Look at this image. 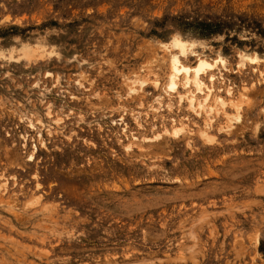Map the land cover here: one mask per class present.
<instances>
[{"label":"rangeland","instance_id":"obj_1","mask_svg":"<svg viewBox=\"0 0 264 264\" xmlns=\"http://www.w3.org/2000/svg\"><path fill=\"white\" fill-rule=\"evenodd\" d=\"M174 38L246 93L228 133ZM0 264H264V0H0Z\"/></svg>","mask_w":264,"mask_h":264},{"label":"bare ground","instance_id":"obj_2","mask_svg":"<svg viewBox=\"0 0 264 264\" xmlns=\"http://www.w3.org/2000/svg\"><path fill=\"white\" fill-rule=\"evenodd\" d=\"M169 46L168 48H171L168 54L169 73L164 84L165 91L169 94H177L178 102L185 100L194 114L205 117V127L200 130L202 136L209 137L210 126L221 116L225 119V124L221 128L227 133L231 131L233 124L241 119L243 98L246 93L240 92L235 97L231 87L225 90L228 99L217 93L215 71L219 68L221 75L223 70H228L226 59L219 53L213 58L196 53L187 42L178 38H174ZM188 55L195 57L193 65L187 63ZM239 57L240 66L247 61L256 64L259 60L257 56L246 53L239 54ZM145 81V79H136L133 82L142 85ZM179 86L184 89L183 93H178ZM130 90L133 91L134 88L131 87ZM179 124L178 127L173 128L174 135L179 134L183 129L182 123Z\"/></svg>","mask_w":264,"mask_h":264}]
</instances>
